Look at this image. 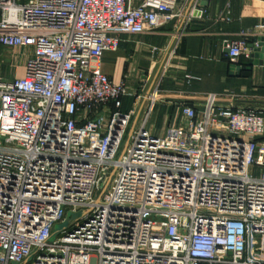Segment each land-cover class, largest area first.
Listing matches in <instances>:
<instances>
[{
	"label": "built area",
	"instance_id": "2783aa9c",
	"mask_svg": "<svg viewBox=\"0 0 264 264\" xmlns=\"http://www.w3.org/2000/svg\"><path fill=\"white\" fill-rule=\"evenodd\" d=\"M183 1L0 0V49H32L22 76L0 66V264H264V115L209 93L160 136L153 87L130 134L132 91L99 66ZM259 36L264 21L227 44L232 66Z\"/></svg>",
	"mask_w": 264,
	"mask_h": 264
},
{
	"label": "crops",
	"instance_id": "0c3cea01",
	"mask_svg": "<svg viewBox=\"0 0 264 264\" xmlns=\"http://www.w3.org/2000/svg\"><path fill=\"white\" fill-rule=\"evenodd\" d=\"M262 1H183L182 15L172 22L152 32L122 35L118 49L105 51L100 69L115 83L124 82L131 89L121 110L135 109L133 124L143 119L146 99L153 87L158 88L159 97L147 126L160 136L186 122L183 104L198 108L209 93L236 95V106L253 108L264 115V62L238 74L232 71L227 56L230 41L264 21L260 13ZM195 5L201 12L187 17ZM180 28L182 33L175 46L173 36ZM31 52V48H1L0 66L5 76H22ZM261 54L260 59L264 60ZM17 59L22 60L19 66ZM249 63V59L241 57L237 67H247ZM189 74L195 77L190 83L186 81Z\"/></svg>",
	"mask_w": 264,
	"mask_h": 264
},
{
	"label": "water",
	"instance_id": "95a60500",
	"mask_svg": "<svg viewBox=\"0 0 264 264\" xmlns=\"http://www.w3.org/2000/svg\"><path fill=\"white\" fill-rule=\"evenodd\" d=\"M256 40H259V44L262 46V48H261V52H262L261 56H264V36H259V37L255 38V41H256ZM252 45H253V44H251V46H252ZM228 52H229V51L227 50V53H228ZM259 58H260V53H255V54L253 55V57L251 58V60H250L249 66H247V67H246V66H244V67H239V66H238V67H235V66H233V67H232V71H233L234 73H235V71H236V72H238V74H240V72L243 71V70H244V71H245V70H248V69L250 70V69H252V66H253V65L258 64L259 62H260V63H263V62H264V60H263L262 58H261V59H259ZM134 126H135V123L132 125L131 131H130V134L132 133ZM127 146H128V141L125 143V146H124V149H123L122 155L124 154V152H125ZM122 155H121V156H122ZM113 176H114V171H112V172H110V173H106V174L104 175L103 179L101 180L100 186H99V191H98V195H97L98 199L102 198L103 195L108 191ZM65 225H66V224H65ZM63 226H64V225H62L61 227H57V229L54 231V235H57V233L59 232V230H60Z\"/></svg>",
	"mask_w": 264,
	"mask_h": 264
},
{
	"label": "rangeland",
	"instance_id": "374dc122",
	"mask_svg": "<svg viewBox=\"0 0 264 264\" xmlns=\"http://www.w3.org/2000/svg\"><path fill=\"white\" fill-rule=\"evenodd\" d=\"M7 50H9V49H7ZM9 55V54H8ZM19 59V58H18ZM17 59V61H16V63H18L17 64V66H19V63H21L22 62V60H18ZM17 69V68H16ZM13 72H14V70H13ZM8 78H10V77H8ZM62 226V224H60V225H58V227H61Z\"/></svg>",
	"mask_w": 264,
	"mask_h": 264
}]
</instances>
